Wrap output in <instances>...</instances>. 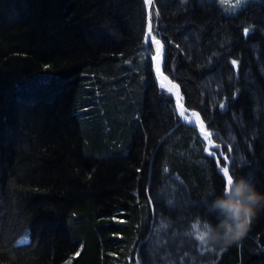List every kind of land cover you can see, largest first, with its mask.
Segmentation results:
<instances>
[{"label":"trees","instance_id":"trees-1","mask_svg":"<svg viewBox=\"0 0 264 264\" xmlns=\"http://www.w3.org/2000/svg\"><path fill=\"white\" fill-rule=\"evenodd\" d=\"M153 4L165 75L231 144L234 179L264 191V0ZM147 14L0 0V264H264V210L223 251L195 239L192 224L218 222L222 174L138 55Z\"/></svg>","mask_w":264,"mask_h":264},{"label":"snow or ice","instance_id":"snow-or-ice-1","mask_svg":"<svg viewBox=\"0 0 264 264\" xmlns=\"http://www.w3.org/2000/svg\"><path fill=\"white\" fill-rule=\"evenodd\" d=\"M221 4H224V0H220ZM144 3L148 6V14H147V23H146V31L142 32L141 42H142V51L138 55L147 61V69L150 72H154V78L159 81V89L161 96H166L168 103H173L171 96L174 94V108L173 115L176 116V126H190L195 129L197 126L199 127V133L202 136L201 140V150L206 154V157H211L216 165L220 164V160L224 161L223 167L219 168V171L222 174V185L224 191L230 190L231 185L234 181V176L230 174L229 168V156L225 155L223 152V148L226 147L229 153L232 152L231 144L222 145L221 143L214 142V133L210 130H206L205 121L201 118L199 112L191 111L189 114V110L185 107L183 103V96L180 93L179 85L174 84L167 75H165L164 71V60H165V46L162 43L160 36V32L158 28H154L153 26V0H144ZM246 0H233L228 6L227 10L229 12H236L242 7H245ZM155 16L159 17V11H155ZM244 33H248V29H244ZM130 63V61H129ZM236 64V61L232 62ZM166 90V91H165ZM220 109H224V104L221 103L218 105ZM219 152V156L217 153ZM167 172V168H165ZM208 223L203 224V231L201 230V223L197 221L196 223L191 225V229L195 234V239L200 242V244L204 247V251H214V249L207 247V242L205 239V229ZM163 227H167V225H163ZM189 235L193 233H188ZM223 251V249H222ZM79 255V253H77ZM70 264V262H69ZM138 264V262H137Z\"/></svg>","mask_w":264,"mask_h":264},{"label":"clouds","instance_id":"clouds-1","mask_svg":"<svg viewBox=\"0 0 264 264\" xmlns=\"http://www.w3.org/2000/svg\"><path fill=\"white\" fill-rule=\"evenodd\" d=\"M209 210L218 222L207 224L206 242L210 247L227 249L248 233L254 218L264 210V191L246 177L236 178L230 190L210 202Z\"/></svg>","mask_w":264,"mask_h":264},{"label":"rangeland","instance_id":"rangeland-1","mask_svg":"<svg viewBox=\"0 0 264 264\" xmlns=\"http://www.w3.org/2000/svg\"><path fill=\"white\" fill-rule=\"evenodd\" d=\"M228 2L229 3H231V2H233V0H228ZM147 8H148V6H147ZM166 91V90H165ZM172 97H173V100L175 101V96H174V94L172 95ZM189 114H190V112H189ZM197 129H198V131H199V128L198 127H196ZM202 137V136H201ZM219 154V152L217 153V155ZM219 167H221V165L219 164ZM221 173V172H220ZM24 242H26V243H24ZM21 243H24V244H27V243H29V240L27 239V238H24V239H22L21 241H20V244Z\"/></svg>","mask_w":264,"mask_h":264},{"label":"bare ground","instance_id":"bare-ground-1","mask_svg":"<svg viewBox=\"0 0 264 264\" xmlns=\"http://www.w3.org/2000/svg\"><path fill=\"white\" fill-rule=\"evenodd\" d=\"M198 127V126H197ZM199 128V127H198ZM197 129V128H196ZM198 130V129H197ZM19 244H20V242H19ZM28 244V243H27Z\"/></svg>","mask_w":264,"mask_h":264},{"label":"water","instance_id":"water-1","mask_svg":"<svg viewBox=\"0 0 264 264\" xmlns=\"http://www.w3.org/2000/svg\"><path fill=\"white\" fill-rule=\"evenodd\" d=\"M154 5V4H153Z\"/></svg>","mask_w":264,"mask_h":264}]
</instances>
